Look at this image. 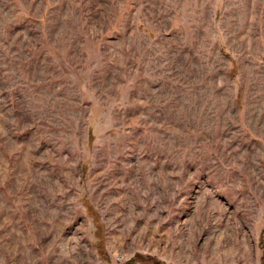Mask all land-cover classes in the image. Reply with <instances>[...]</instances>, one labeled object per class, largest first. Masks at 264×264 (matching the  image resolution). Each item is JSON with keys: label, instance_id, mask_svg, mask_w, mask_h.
<instances>
[{"label": "rangeland", "instance_id": "obj_1", "mask_svg": "<svg viewBox=\"0 0 264 264\" xmlns=\"http://www.w3.org/2000/svg\"><path fill=\"white\" fill-rule=\"evenodd\" d=\"M139 253L263 262L264 0H0V264Z\"/></svg>", "mask_w": 264, "mask_h": 264}, {"label": "trees", "instance_id": "obj_2", "mask_svg": "<svg viewBox=\"0 0 264 264\" xmlns=\"http://www.w3.org/2000/svg\"><path fill=\"white\" fill-rule=\"evenodd\" d=\"M137 261H142V262H147V263H152V264H162L160 260L156 259L153 256L150 255H143L141 253L137 254L135 257L131 258L127 264H134ZM264 264V256H263V262Z\"/></svg>", "mask_w": 264, "mask_h": 264}]
</instances>
